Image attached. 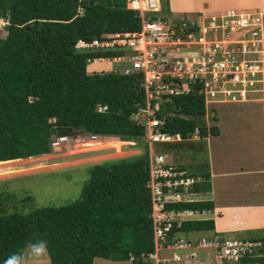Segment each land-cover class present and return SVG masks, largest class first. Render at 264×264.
Instances as JSON below:
<instances>
[{"label":"trees","instance_id":"trees-1","mask_svg":"<svg viewBox=\"0 0 264 264\" xmlns=\"http://www.w3.org/2000/svg\"><path fill=\"white\" fill-rule=\"evenodd\" d=\"M0 17L7 22L6 36L0 37V161L49 153L58 135L146 138V126L138 119L146 105L143 71H88L93 59L130 50L76 46L79 39L91 42L140 30L138 13L126 0H0ZM158 101L160 130L184 139L196 130L200 139L219 134L217 125L199 123L207 112L199 90L164 94ZM144 148L137 156L93 165L80 197L71 203L26 213L0 208V264H19L28 244L43 245L51 264H95L97 257L148 264L154 224ZM185 167L178 165V170ZM205 169L184 173L203 177L193 190L209 189ZM213 206L207 199L165 204L167 209L198 211ZM213 228V219H193L174 224L168 233ZM258 239L264 243V237ZM238 262L264 264V258L252 253Z\"/></svg>","mask_w":264,"mask_h":264},{"label":"built area","instance_id":"built-area-1","mask_svg":"<svg viewBox=\"0 0 264 264\" xmlns=\"http://www.w3.org/2000/svg\"><path fill=\"white\" fill-rule=\"evenodd\" d=\"M126 6L137 11L140 30L108 34L103 40L91 42L80 39L78 46L130 50L113 59L129 62L130 68L124 72L135 70L144 73L146 105L141 109L145 114L141 122L146 126L151 154L147 185L151 191L154 224V252L150 256L161 248H191L196 244V247H214L218 264L238 262L241 257L256 251V243L219 236L202 237L193 243L191 238L169 235L173 225L180 226L191 212L167 209L165 204L188 200L189 187L198 178L184 177L186 170L175 169L166 161L164 154L152 152L154 143L181 137L178 133L160 130L162 122L155 113L159 108L158 99L164 94L197 89L204 94L207 105L247 100L252 93L261 90L264 87V10L230 9L222 13L212 12L201 20L173 23L172 20L149 15V12L161 9L160 0H126ZM152 98L156 99L154 104ZM101 137L96 133L58 135L51 145L56 147L74 140L84 147L102 143Z\"/></svg>","mask_w":264,"mask_h":264},{"label":"rangeland","instance_id":"rangeland-1","mask_svg":"<svg viewBox=\"0 0 264 264\" xmlns=\"http://www.w3.org/2000/svg\"><path fill=\"white\" fill-rule=\"evenodd\" d=\"M171 2L173 5L172 8L170 6ZM215 2L220 3V0H160L161 9L155 12H149V15L158 16L167 20L200 19L209 13L208 11H213L212 8ZM197 5H201L200 8H198ZM220 6H222V3ZM223 9L225 8L222 7L217 10ZM6 23V20L0 17V37L2 38L5 37L7 33L5 27ZM123 60L124 59L121 61L117 58L92 60L88 64V71L90 73L94 71L107 72L119 69L126 71L130 68V66H128L129 62ZM121 64H124L125 66L121 68L123 66ZM250 97L259 98L261 95L252 94ZM206 106H209L207 107V112L204 116L199 117V123H206L207 127L217 125L218 128H220L219 135L209 136L206 139L201 140L200 143H198V145L200 144V148L198 149L199 151L192 144V140H186L183 144H181V147H174L173 151L169 149L165 152L167 155H172L181 151V157H178V162H184L189 171H201L202 168H206L205 170L208 171L207 166H209L211 161L210 147L214 148L221 146L224 148V152L226 154H230L226 150V145L232 149V145L235 147L238 143H233L230 139L232 130L236 129L237 136H242L241 141L244 142L245 145H247V142L250 145L251 142L255 140L252 135V129L254 128L253 117L254 119L259 118L264 120L263 100H250L242 103L211 102ZM213 115L216 116V119L213 118ZM139 118L140 120H144L145 114L141 112L138 116V119ZM78 135L86 136L87 132ZM194 135L197 137L199 136L196 132L195 134L193 133L191 137ZM115 139L117 138L113 136H103L101 137L103 144L100 145L98 143H93L84 147L77 145L78 143L73 140L71 142L69 141V144H71L70 146L61 143L60 146L53 147L49 153L38 155L33 158H22L20 161L3 165L2 168H0V208H2L6 213H26L38 207H54L71 203L80 197L82 187L89 179V173L87 170L85 171L83 167H72L73 164H76L73 162V159H71L74 154H80L88 151L95 152L108 150L109 152L106 158H110V160H120L121 158L134 157L135 154L138 155L136 149L144 152V147H149L147 138H143L144 140L140 141L139 144L136 145H126L127 143H122L120 141L118 146L113 143H107L110 142V140ZM167 143H158V145L162 147L161 151H165L162 145ZM172 143L173 142L170 144ZM238 148L242 151L244 158L247 159L250 156L248 147H236V149ZM153 151L156 152L154 149ZM194 153V160H191ZM226 154L223 155L226 156ZM150 155H148V158ZM170 158L171 157L167 156V160ZM247 161L248 160H246V162ZM233 167L234 165L230 163L229 169H232ZM7 171L10 172L8 173ZM83 172H85V174H83ZM231 174H228V176L222 180V185L216 189V195L221 199L220 201L224 200V197H233L234 200L237 199L242 203L244 207L239 208V213L237 214V225L238 227H241V229H234L229 232L228 230H226V232L220 231L219 235L222 237L245 240L260 236L264 237V208L259 209L258 207H246L256 206L257 202L264 201V187L260 190L262 183L258 184L256 192L253 191L251 193V187H253L251 179H245L243 175L240 174ZM260 180L262 181V178H260ZM199 181H201V179H199ZM231 189L234 190L233 193H231ZM254 192L258 193L253 195ZM192 197L194 196L192 195ZM206 197H208L207 194L199 193L198 195V198L200 199H204ZM211 198H213L212 195ZM215 213L216 212L207 211L196 215L195 218L208 219L215 217ZM219 222L220 221L218 220V223ZM212 234H214L213 230H202L192 233H183L181 234V237L201 238V236L210 237ZM194 245L191 248H161L159 250V254L155 251L152 256L149 254V257L146 258L145 261H147L148 264H170L173 259L167 260L164 259L163 256L167 255L170 257L174 252H176L179 253L182 258V260L177 261L176 264L219 263L214 247L205 249ZM94 262L95 264H119L118 261L110 262L105 258L98 260L96 258ZM19 264L51 263L49 254L43 245L28 244L24 250L22 261ZM222 264L230 263L224 262Z\"/></svg>","mask_w":264,"mask_h":264},{"label":"crops","instance_id":"crops-1","mask_svg":"<svg viewBox=\"0 0 264 264\" xmlns=\"http://www.w3.org/2000/svg\"><path fill=\"white\" fill-rule=\"evenodd\" d=\"M216 1H218V0H216ZM221 3H222V6H220ZM170 6H171V8L173 7L172 2L170 4ZM200 6L201 5H197L198 8H200ZM191 7H193V6H191ZM222 7L225 9L217 10L218 8H222ZM230 9H235V10H239V11L264 10V0H220V3L215 2L213 4V8H212L213 11H208L209 13H207L205 16H207L208 14H210L212 12L213 13H220V12L222 13V12H225L226 10H230ZM215 10H217V11H215ZM178 20H187V19H178ZM252 94H260L261 97H259V98L249 97L247 100L235 101L234 103H236V102L242 103V102H247L250 100H252V101L263 100L264 101V87L261 88V90H259L258 92L252 93ZM253 124H254V128L252 129V135H253V138H255V140L251 142V144H250L251 146L248 144V142H247V145H245L244 142L241 141L242 136L241 135L237 136L236 129H235V130L231 131V138L230 139L233 143H237V142L238 143L236 144L235 147L232 145V149H230L229 146L226 145V150L230 154H226L224 152V148L221 146L214 147V148L210 147V157H211L210 160L211 161H210L209 166H207L208 173L210 175L209 176V183H208V186H209L208 188L210 190L209 189L207 191L195 190V189L193 190L194 184L189 187V190L186 194L187 198H193L194 200H198V199H200V198H198L199 193L207 194L208 197H206L204 199L211 200L213 202L214 206H213V209L196 212L192 216H189L187 219H197V218H195L196 215L201 214L203 212L205 213L207 211L216 212L215 217H212L214 220V228L210 229V230L214 231V234H212L210 237H203V238H214L216 236H219V238H229V237H222L221 235H219V232L220 231L226 232V230H228V232H229V231H232L234 229H241V227H238V225H237V223H238L237 214L239 213V208L244 207L242 205V203L237 199L234 200L233 197H224L225 199L220 201L221 199L216 195V189L222 185L221 184L222 180L225 177H227L228 174L236 173V174L243 175V177L245 179H251L252 182L254 183V184L252 183L253 187H251V193L253 191L256 192L257 186L259 183H262L260 190H262V187H264V120L259 119V118L254 119V117H253ZM219 132H220V128H219ZM209 136H217V135L209 134L207 137H209ZM207 137L202 138V139H200L199 136L198 137L193 136V137H190L188 139H184L182 137L174 138L171 141L164 142V143L169 142L167 144L162 145L164 147L165 151H161L162 147H160L158 145V143H155L153 145V148L157 153L164 154L166 157V161L169 163H172L175 166V169H178V165H181V164L185 165L184 162H178L179 161L178 157H181V155H180L181 151L177 152L175 154H172V155H167L165 152H167L169 149H171L173 151L174 147H181V144H183L184 141H186V140H192L193 141L192 144L198 150L200 148V144L198 145V143H200L201 140L206 139ZM114 141H120V140H117V139L110 140V142H107V143H112ZM194 141H196V142H194ZM120 142L127 143L126 145L139 144V142H137L135 140L134 141H120ZM171 142H173L174 144L173 143L170 144ZM228 144L231 145L230 143H228ZM70 145L71 144H67V146H70ZM240 146L241 147L245 146L246 148L248 147L250 156L247 159L244 158V155L242 154V151L239 148L236 149V147H240ZM136 150L138 152V155L143 152V151H140L139 149H136ZM198 151H196V152H198ZM108 152H109L108 150H104V151H95V152L88 151V152H83L80 154H74V156H72L71 159H73V162L76 164L75 165L73 164L72 167H77V168L83 167L85 169V171L87 170L89 173V169L93 165L99 164V163H105L108 161V159L110 160V158H106ZM195 153L193 154V157L191 158V160H194ZM223 154H226V156ZM135 156H137V155L135 154ZM167 156L171 157V158L169 160H167ZM246 160H248V161L246 162ZM230 163L234 165V167H233L234 169L233 168L229 169ZM227 164H229V165H227ZM70 168H71V166H70ZM185 170L186 171L189 170L187 166L185 167ZM201 171H202V169H201ZM201 171L200 170L199 171L194 170L193 172L199 173ZM83 174H85V172H83ZM197 178H198V182H200L199 179L203 180V177L201 175H198ZM260 178H262V181L260 180ZM233 192H234V190L231 189V193H233ZM255 192L253 193V195L258 193V192L257 193H255ZM192 195L194 197H192ZM211 195L213 196V198H211ZM246 207H258L259 209H262V208H264V201L257 202L256 206H246ZM180 210H186V209H180ZM241 216L244 217L243 215H241ZM212 218H208V219H212ZM200 219H207V218H200ZM218 220L220 221L219 223H218ZM192 232H195V231H191V233ZM183 233H185V232L179 231V232H176L174 235H176V236L180 235L181 236V234H183ZM201 238H202V236H201ZM258 238H260V240H261V236L246 239V240L245 239H240V240L256 243V248H255L256 251L254 252L255 255L258 257H264V251H262V248H264V243L259 241ZM234 239H236V238H234ZM173 249H178V248H173ZM205 249H207V248H205ZM158 254H159V252H158ZM175 256L178 257V259H175ZM163 258L167 259V260L173 259L170 264H176L177 261L182 260L179 253H176V252H174L173 255L170 257L167 255H164ZM98 259H102V258L97 257V260ZM109 261L111 262V261H115V260H109ZM227 263L241 264L239 262H227ZM119 264H130V263L119 262ZM246 264H248V263H246ZM256 264H258V263H256Z\"/></svg>","mask_w":264,"mask_h":264},{"label":"clouds","instance_id":"clouds-1","mask_svg":"<svg viewBox=\"0 0 264 264\" xmlns=\"http://www.w3.org/2000/svg\"><path fill=\"white\" fill-rule=\"evenodd\" d=\"M108 35V34H107ZM106 36V35H105ZM80 40V39H79ZM78 40V41H79ZM83 40V39H82ZM76 46L77 47H79L78 46V42L76 43ZM96 59H102V58H95V59H93V60H96ZM128 66H129V63H128ZM66 135V134H65ZM73 135H78V134H73ZM117 140H119V139H117ZM73 141V140H72ZM120 141H134V140H120ZM135 141H137V142H140V140H135ZM71 142V141H70ZM70 142H68V143H66V142H63L64 144H69ZM157 143H159V142H157ZM155 144V143H154ZM153 144V145H154ZM59 146V145H58ZM53 147V146H52ZM152 148H153V146H152ZM154 149V148H153ZM148 151H149V147H148ZM154 152V151H153ZM148 155H149V152H148ZM195 177V176H194ZM195 178H197V177H195ZM198 182V180L195 182V183H197ZM198 200H202V199H198ZM183 201H185V202H187V201H195L193 198H189L188 200H183ZM177 202H179V201H177ZM182 211H190L191 212V214L189 215V216H192L194 213H196V212H200V211H198V210H195V209H186V210H182ZM188 216V217H189ZM187 217V218H188ZM185 219V220H193V219ZM184 220V221H185ZM191 239H196V240H199L200 238H191Z\"/></svg>","mask_w":264,"mask_h":264},{"label":"bare ground","instance_id":"bare-ground-1","mask_svg":"<svg viewBox=\"0 0 264 264\" xmlns=\"http://www.w3.org/2000/svg\"><path fill=\"white\" fill-rule=\"evenodd\" d=\"M114 145H119L120 143H119V141H114V142H112ZM98 144H103V143H98ZM113 146V145H112ZM121 149V148H120ZM69 150V149H68ZM50 156V155H49ZM33 157H35V156H29V157H27V158H33ZM20 160H22V158H17V159H11V160H2V161H0V168H2V166L3 165H5V164H10V163H13V162H16V161H20ZM39 167V166H38ZM4 168H6V167H4ZM3 170V169H2ZM1 172V171H0ZM8 173L10 172V171H7ZM1 174V173H0ZM177 259V258H176Z\"/></svg>","mask_w":264,"mask_h":264}]
</instances>
